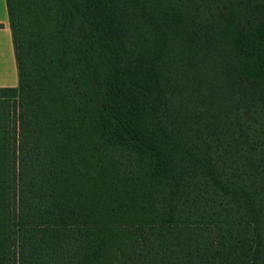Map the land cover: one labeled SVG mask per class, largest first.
Listing matches in <instances>:
<instances>
[{
  "label": "trees",
  "instance_id": "obj_1",
  "mask_svg": "<svg viewBox=\"0 0 264 264\" xmlns=\"http://www.w3.org/2000/svg\"><path fill=\"white\" fill-rule=\"evenodd\" d=\"M0 264H264V0H5Z\"/></svg>",
  "mask_w": 264,
  "mask_h": 264
},
{
  "label": "crops",
  "instance_id": "obj_2",
  "mask_svg": "<svg viewBox=\"0 0 264 264\" xmlns=\"http://www.w3.org/2000/svg\"><path fill=\"white\" fill-rule=\"evenodd\" d=\"M17 68L5 0H0V87H16Z\"/></svg>",
  "mask_w": 264,
  "mask_h": 264
}]
</instances>
